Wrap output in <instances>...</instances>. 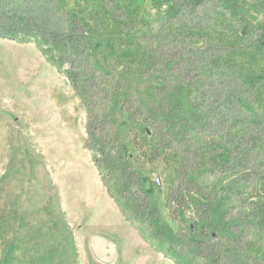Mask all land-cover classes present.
<instances>
[{
    "label": "trees",
    "instance_id": "16d2710c",
    "mask_svg": "<svg viewBox=\"0 0 264 264\" xmlns=\"http://www.w3.org/2000/svg\"><path fill=\"white\" fill-rule=\"evenodd\" d=\"M0 38L33 42L80 97L83 147L153 248L175 264H264V0H93L91 14L77 0H0ZM156 161L172 170L177 235L140 175ZM24 216L9 213L17 264H77L60 212Z\"/></svg>",
    "mask_w": 264,
    "mask_h": 264
},
{
    "label": "rangeland",
    "instance_id": "374dc122",
    "mask_svg": "<svg viewBox=\"0 0 264 264\" xmlns=\"http://www.w3.org/2000/svg\"><path fill=\"white\" fill-rule=\"evenodd\" d=\"M77 1L87 13L93 12V0ZM143 10L150 11V5L145 4ZM107 36L98 32L93 44L113 51ZM111 62L115 68L120 67ZM86 116L80 97L33 42L0 38V211L8 219V225L0 227L2 237L9 235L17 224L9 213H16L19 218L26 215L32 223L48 220L60 212L75 242L77 264H105L91 252V233L116 248L117 255L109 264H175L158 252L155 242L153 248L143 238L136 229H142L141 223L126 219L108 194L91 152L83 147ZM140 175L159 208L166 230L177 235V224L169 220L164 209L172 170L156 161L146 165ZM204 180L210 185L218 182L214 177ZM100 186L112 205L105 210V221L87 227L79 223L81 206L89 208L92 203L99 210L103 203ZM10 242L11 235L0 242V264H17L18 254L13 247L7 248ZM38 256V252H33L34 262L40 261Z\"/></svg>",
    "mask_w": 264,
    "mask_h": 264
},
{
    "label": "crops",
    "instance_id": "0c3cea01",
    "mask_svg": "<svg viewBox=\"0 0 264 264\" xmlns=\"http://www.w3.org/2000/svg\"><path fill=\"white\" fill-rule=\"evenodd\" d=\"M91 183H92V185H94V183L92 181H91ZM99 193H100V196L102 197V200H103V203L100 204L99 210L97 209L96 206H93L92 203L88 204L89 208L87 206H81V209H82V212H81L82 218H80L81 219V222H79V223H81V224L84 223L87 227H89V226H92L94 224H100L101 222H103V221L106 220V218L104 216V215H106L105 210H107V211L109 210V208L112 205V201L108 197L107 193H104L103 192V188L102 187H101V189H99ZM102 194L104 196H102ZM117 213H118V210H117ZM92 234L93 233H91L90 238L92 236H94ZM95 236H97V235H95ZM115 250H116V248H115ZM116 255H117V251H116ZM81 264H84V262L81 263Z\"/></svg>",
    "mask_w": 264,
    "mask_h": 264
},
{
    "label": "water",
    "instance_id": "95a60500",
    "mask_svg": "<svg viewBox=\"0 0 264 264\" xmlns=\"http://www.w3.org/2000/svg\"><path fill=\"white\" fill-rule=\"evenodd\" d=\"M156 184H160L158 179L156 180ZM89 246L95 258L105 264L111 263L116 256L113 243H110L104 238L92 236L89 240Z\"/></svg>",
    "mask_w": 264,
    "mask_h": 264
}]
</instances>
